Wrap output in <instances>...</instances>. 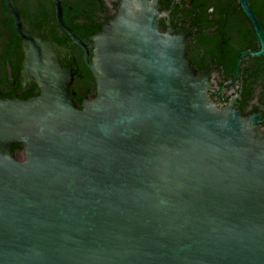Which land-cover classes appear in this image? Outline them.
<instances>
[{"label":"water","instance_id":"water-1","mask_svg":"<svg viewBox=\"0 0 264 264\" xmlns=\"http://www.w3.org/2000/svg\"><path fill=\"white\" fill-rule=\"evenodd\" d=\"M51 1L97 96L79 107L71 71L6 0L41 94L0 99V264H264L263 121L214 103L188 57L194 29L163 33L158 0H123L90 63ZM240 2L260 51L238 56L237 77L264 57Z\"/></svg>","mask_w":264,"mask_h":264},{"label":"flooded vegetation","instance_id":"flooded-vegetation-1","mask_svg":"<svg viewBox=\"0 0 264 264\" xmlns=\"http://www.w3.org/2000/svg\"><path fill=\"white\" fill-rule=\"evenodd\" d=\"M123 0H59L64 25L85 44L93 58L91 43L103 27L114 19ZM133 1V0H131ZM152 2L153 0H146ZM249 4L253 10L250 0ZM30 36L54 48L62 67L73 74V99L82 107L97 96L96 81L85 62L84 51L74 44L57 18L51 0H13ZM159 27L163 33L189 37L188 57L198 74L209 73L210 97L220 108L232 105L243 117L260 115L264 127V102L261 93H246V80L257 70L264 76V57L252 62L241 60L240 73L230 69L235 56L260 51L254 27L242 10L240 0H158ZM176 3L169 13L171 6ZM254 14L255 11L253 10ZM257 17V15L255 14ZM258 19V17H257ZM259 21V20H258ZM260 24V23H259ZM261 26V25H260ZM25 45L6 0H0V99H29L41 90L22 69ZM254 59V58H252ZM237 67V62H236Z\"/></svg>","mask_w":264,"mask_h":264},{"label":"trees","instance_id":"trees-1","mask_svg":"<svg viewBox=\"0 0 264 264\" xmlns=\"http://www.w3.org/2000/svg\"><path fill=\"white\" fill-rule=\"evenodd\" d=\"M253 10L258 17L259 23L261 25L262 31L264 33V0H250ZM261 59L251 58L252 62H258ZM236 62L237 56L234 57L230 69L233 74L236 70ZM246 93L251 97V99L255 96V92L259 91L261 93L260 97L262 98L260 101L264 102V76L261 77L257 70H254L253 74L246 80ZM24 149L23 146L19 145L15 147V150L22 151Z\"/></svg>","mask_w":264,"mask_h":264}]
</instances>
